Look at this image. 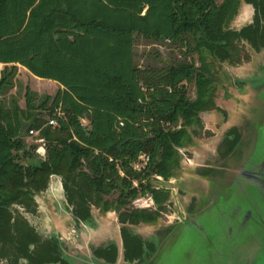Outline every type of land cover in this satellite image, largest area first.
Returning a JSON list of instances; mask_svg holds the SVG:
<instances>
[{
  "label": "trees",
  "instance_id": "1",
  "mask_svg": "<svg viewBox=\"0 0 264 264\" xmlns=\"http://www.w3.org/2000/svg\"><path fill=\"white\" fill-rule=\"evenodd\" d=\"M245 1L254 7L252 22L232 28L239 0H0V95L14 86L18 63L62 85L38 106L28 86L25 109L15 97L9 106L0 100V264H18L20 256L28 264H73L61 257L57 239H42L18 209L36 210L34 195L47 188L53 173L60 175L77 221L90 219L91 205L115 209L124 258L142 256L141 239L130 235L126 223L155 222L164 209L169 191L154 176L177 175L179 147L200 133V112L216 107L215 62L247 61L242 40L254 50L264 46V0ZM135 34L179 41L183 57L164 67H141L134 61ZM193 51L198 64L188 58ZM191 80L194 98L187 95ZM41 108L56 125L35 111ZM31 118L36 138L44 139L36 152L44 157L23 162L32 156L19 129ZM238 138L237 128L229 127L218 152L230 151ZM140 151L150 160L136 170L132 163ZM147 193L157 209L128 206ZM106 250L93 252L115 261V245Z\"/></svg>",
  "mask_w": 264,
  "mask_h": 264
},
{
  "label": "water",
  "instance_id": "2",
  "mask_svg": "<svg viewBox=\"0 0 264 264\" xmlns=\"http://www.w3.org/2000/svg\"><path fill=\"white\" fill-rule=\"evenodd\" d=\"M262 53L264 48L253 52L247 66H251L254 55ZM243 71L240 79L244 81L253 68L250 67L247 75ZM259 73V77H263ZM240 91L237 96L242 99L241 103L231 101L225 122L226 128L235 126L239 133L233 148L225 154L216 150L222 132L220 137L212 139L214 148L207 154L210 157L206 155L213 160L208 164V172L198 173L196 166L190 172L181 167L175 175L181 184L158 179L154 182L169 188L173 194L179 188L185 191V195L195 199L192 209H186L185 205V212L176 216L179 220L172 227L168 225L170 228L165 233H155L154 250L149 255L143 253L141 261L124 258L120 238L115 261L106 263L166 264L179 251L177 264H264L261 263L264 258V96H253L245 85ZM33 121L34 118L21 122L20 137L27 135ZM199 164L203 163L197 162ZM48 186L51 185L48 183ZM114 221L119 228L120 222ZM158 230L162 231L161 226ZM175 234L182 240L180 243L186 245L182 251L176 247L175 255L172 252L164 259L165 242Z\"/></svg>",
  "mask_w": 264,
  "mask_h": 264
},
{
  "label": "rangeland",
  "instance_id": "3",
  "mask_svg": "<svg viewBox=\"0 0 264 264\" xmlns=\"http://www.w3.org/2000/svg\"><path fill=\"white\" fill-rule=\"evenodd\" d=\"M222 0H216V3H220ZM250 4L247 3L245 0H240L238 3L237 11L232 16L230 20V27L240 28L242 25L250 21L251 19V10L249 8ZM250 12V13H248ZM191 40V39H190ZM186 48L182 46L179 41H173L169 39L164 40H157L154 38H147L141 34L134 35V44H133V52H134V61L141 67L147 66L148 64L153 65L154 67H164L167 63L173 62L178 58H182L183 52ZM264 54V53H262ZM264 56V55H263ZM262 55H254V59L251 66L253 71L249 72V76L246 80L243 81L241 70H244L243 73L247 75L248 70L250 69L249 63H245L242 61L238 64H230L228 62H221L217 60L214 65V70L216 72V76L212 82L213 84V100L216 105L214 109L206 110L200 112V116L203 122V129L197 135H194V138L191 143L186 146L179 147V154H180V170H190L193 171L194 167L197 166V162H206L212 163V159H208L206 157L207 154H211L213 150V142L212 139L216 136L220 137L224 129L226 128V121L228 120L229 115V105L231 101L233 104L241 103V100L237 94L243 90V86L245 85L249 91H252L253 96L256 97H263L264 96V58ZM188 58L193 59L196 64L199 63L197 59V53L191 52L188 55ZM251 60V61H252ZM246 64V65H245ZM248 65V66H247ZM3 64L0 63V68H2ZM247 66V67H245ZM242 68V69H241ZM263 75V77H259L258 74ZM16 76V75H15ZM29 80L26 79L23 74L20 73V77H16L14 80V86L12 87L14 92L10 93L11 89L5 94H1L3 98L8 99L9 101L12 97L17 98V101L20 97H22L23 92V84L27 83L32 86L33 89L30 88L32 91L33 96V105L38 106L40 102L44 99L45 95L49 93H53L57 89L58 83L55 80L44 78V77H36L33 75L29 76ZM37 78V79H36ZM26 80V82H24ZM187 87V95L190 98L195 97V82L194 80L186 82ZM37 89V91H36ZM236 95V96H235ZM10 103L7 105L9 106ZM42 118L47 120L49 118V113L47 108H41L39 110ZM239 114V113H238ZM25 116V114H23ZM87 122V120H84ZM173 127V126H172ZM38 134V133H37ZM36 135H27L25 137V144L27 151L31 154L32 158L28 159V157H22L21 161L29 162L30 160H37L42 156L36 152L37 149L44 147V141H38ZM17 156L22 155L21 151H15ZM210 157V155H207ZM194 158V159H193ZM184 170V171H185ZM185 173V172H184ZM182 172L178 175L180 177ZM158 180H171V182L180 183L177 181L176 176H170L167 179L163 177L159 178L156 175L154 176ZM58 181L55 184L52 183L51 186H48L46 191L40 192L35 195V200L37 203V213L35 215H29L30 221L35 225L36 228L45 229V234L49 235V230L51 228L47 227L48 222H51L50 225L56 226L61 225L62 227L68 226V228H62L63 232L61 237L68 238L66 239V243L62 244L66 257L73 263L77 264L78 261L85 263V264H108L103 260H99L100 262H93L88 256V243L90 240L98 241L99 239L96 236V233L99 232L103 234V231L107 232V228H109V235L110 237H114V232H117V225H116V217L117 212L115 209L111 208L106 211H103L96 206H93V213L95 215V219L98 220V225L93 227L95 229H88L86 231L77 230V234H71V230L69 229L70 224V217L65 215V207L63 206L62 209L57 205V200L64 195V191L62 186L59 185ZM50 185V184H49ZM50 187V189H49ZM171 190V189H170ZM175 192V191H174ZM170 191V203L167 206L165 212L159 217L157 222L154 223H139L135 225L134 228L137 229L145 238L148 240H154L156 237V232H159V228L161 226L162 231H167L174 223H176L179 219L176 217L180 215V213L185 212V205L186 209H192L195 199L190 195H185V191L182 189H177L176 193H172ZM117 194L114 193L109 197H115ZM186 196V197H185ZM193 198L191 205H189L190 200ZM52 205L56 211V213L51 212V215L46 217L43 221V210L45 206ZM62 205H64L62 203ZM128 206L130 207H141V206H150L153 208L155 204L153 203V199L150 193L145 195L139 196L135 198ZM149 208V207H148ZM101 210L103 213H98ZM57 212H62L61 214H57ZM64 213V214H63ZM105 219L107 221H105ZM52 220V221H51ZM96 220V221H97ZM168 225H171L168 227ZM92 228V227H91ZM158 228V229H156ZM103 230V231H102ZM60 235V234H59ZM72 235L71 237H69ZM109 235H106L109 237ZM179 235L172 236L167 242H165L164 248V259L172 254L175 251L176 247L182 248L185 247L186 243H180L182 240H178ZM115 239L118 240V234L115 235ZM65 240V239H64ZM179 241V243H178ZM178 243V244H177ZM180 245V246H179ZM173 249V250H170ZM180 251V253H181ZM179 253V251H178ZM177 253L176 257L172 260H168L166 264H177L179 254ZM69 255V256H68ZM173 252V256H174ZM178 257V258H177ZM177 258V259H176ZM261 263H264V258H262ZM161 264V263H160Z\"/></svg>",
  "mask_w": 264,
  "mask_h": 264
},
{
  "label": "flooded vegetation",
  "instance_id": "4",
  "mask_svg": "<svg viewBox=\"0 0 264 264\" xmlns=\"http://www.w3.org/2000/svg\"><path fill=\"white\" fill-rule=\"evenodd\" d=\"M240 1V0H239ZM247 3H249L250 4V6H251V9H252V12H251V19H250V21H248L247 23H250V22H252V19H253V14H254V7H253V5H252V3H250V2H247ZM247 23H245V24H247ZM261 24H262V26H263V28H264V19H261ZM243 26V25H242ZM232 28H236V27H232ZM242 45H244L245 46V48L247 49V51H248V60L247 61H245V62H249L250 61V59H251V57H252V55H253V52H257V51H259V50H254L253 48H252V46H251V44L249 43V42H247V41H243L242 40ZM262 48H264V46L262 47ZM222 62H227V61H222ZM229 127H227V128H225L224 129V131H223V135H222V137H221V139L219 140V142L223 139V137H224V135H225V133H226V131H227V129H228ZM202 129H203V127H202ZM201 129V130H202ZM201 132V131H200ZM235 135V134H234ZM233 136V135H232ZM218 145V144H217ZM216 150H217V147H216ZM218 151V150H217ZM42 157H44V154L43 155H41ZM208 164H209V162L208 161H206V162H203V164H199V165H197L196 166V171L198 172V173H205V168H209V166H208ZM157 177H159V178H161L162 176L161 175H156ZM60 180H61V177H60ZM61 186H62V184H61ZM63 189V188H62ZM168 191H169V188H166ZM42 192V191H41ZM38 194V193H37ZM172 194V193H171ZM36 195V194H35ZM35 195H34V198H35ZM169 196H170V191H169V195H168V199H167V202H165L164 203V209H160L159 210V215H158V218L155 220V222H157L158 221V219H159V217L165 212V210L167 209V206H168V204L170 203V198H169ZM64 197H65V195H64ZM36 201V200H35ZM192 201H193V198L190 200V202H189V205H191V203H192ZM62 203L64 204V205H62ZM153 203L155 204V206L153 207V208H150V206H141V207H149L150 209H157L158 207V205L154 202V200H153ZM37 204V203H36ZM57 205L62 209V207L64 206L65 207V209L66 210H68L69 212H70V214H71V217H70V224H69V229L71 230V234H73V235H76L78 232H77V230H80L81 232L82 231H86L87 230V228L89 229H95V228H93V227H96L98 224V220L97 219H95V215H94V213H93V206H96V205H91V207H90V219L89 220H87V221H84V220H76L75 218H74V216H73V214H72V212H71V208H72V206L67 202V200H66V198H65V201L63 202V200H62V202L61 201H57ZM38 207V206H37ZM97 208H99L98 206H96ZM190 207H188V209H189ZM18 209H19V211H21V213L27 218V220L30 222V224L34 227V229H35V231L39 234V236H41V238L42 239H44V238H48V237H55V239H57V242H58V244H59V247H60V249H61V252H62V254H61V257L64 259H68L67 257H66V253H65V251H64V248H63V246H64V244L66 243L65 241H66V239H68V238H63V237H61V235H62V233L60 232L61 231V229L62 228H68V226H66V227H62L61 225H57V227L56 226H51V227H48V228H51V230H49V235H47V234H45L46 232H45V229L43 230L42 229V231L40 230V229H38V228H36L35 227V225L30 221V219H29V215H35L36 213H37V209L38 208H36V210L35 211H28V210H25L23 207H21V206H18ZM100 209V208H99ZM97 211H99L98 213H103L101 210H97ZM97 220V221H96ZM116 220L118 221V216L116 217ZM105 221H107L106 219H105ZM139 223H144V222H139ZM139 223H136V224H127L126 223V225H127V227H128V230H129V232H130V235H138L139 237H140V239H141V245L143 246V253L145 254V255H149V253L151 252V251H153L154 250V242H153V240H148V238H145L139 231H137V229L136 228H134L135 227V225H137V224H139ZM152 223H154V222H152ZM120 226H121V223H120V225H119V228H117V232L115 233L114 232V237H110V235H109V228H107L108 230H107V232H105V231H103V234H102V232L101 233H99V232H97L96 233V236H97V238L99 239L98 241H94V240H90L89 241V243H88V246H87V250H88V256H91V257H94V258H96V259H99V260H103V261H107V260H105L102 256H98V255H96V254H94V252H93V250L94 249H98V248H101V249H103V250H105V251H107L106 249L111 245V244H114L115 245V247H116V249H117V251H118V245H117V240L115 239V235H117L118 234V239H120L121 238V242H122V246H123V240H122V232H121V228H120ZM92 227V228H91ZM162 233H164V231H157L156 232V234H162ZM60 234V235H59ZM106 235H109V237H107ZM72 235H70L69 237H71ZM65 239V240H64ZM62 244H63V246H62ZM29 248L31 249V248H33V244L31 243V244H29ZM143 253H142V256H143ZM66 254V255H65ZM117 255V254H116ZM69 256V255H68ZM141 256V257H142ZM141 257L140 258H135V259H133V260H136L137 262L138 261H141L142 259H141ZM127 260H129V259H127ZM133 260H129V261H133ZM68 261H70L69 259H68ZM71 262V261H70ZM107 262H109V261H107ZM71 263H73V262H71ZM18 264H28V258L27 257H25V256H20L19 258H18ZM52 264H59V262L58 263H56V262H54V263H52ZM73 264H75V263H73ZM77 264H85V263H82V262H79L78 261V263Z\"/></svg>",
  "mask_w": 264,
  "mask_h": 264
},
{
  "label": "crops",
  "instance_id": "5",
  "mask_svg": "<svg viewBox=\"0 0 264 264\" xmlns=\"http://www.w3.org/2000/svg\"><path fill=\"white\" fill-rule=\"evenodd\" d=\"M249 8H250V10H251V12H252V9H251V6H249ZM248 13H250V12H248ZM245 63H247V62H245ZM3 64V63H2ZM17 73H16V76H15V80H16V77H20V73L21 74H23V76L26 78V79H30L29 78V76H32L33 75V77L34 76H36V75H34V74H32L25 66H23V65H21L20 63H18L17 64ZM242 69V68H241ZM36 77H39V76H36ZM37 79V78H36ZM30 81V80H29ZM24 82H26V80L24 81ZM57 82V81H56ZM58 83V82H57ZM23 92H22V97H20L19 99H18V105L22 108V109H25V107H26V103H25V97H24V94H25V89H26V87L27 86H29L31 89H33L32 88V86L30 85V83L29 84H27V83H24L23 84ZM14 87H16V85L14 86ZM59 87H62V85H60L59 83H58V86H57V89L59 88ZM56 89V90H57ZM56 90L54 91V93L56 92ZM36 91H37V89H36ZM14 92V90H13V88L11 89V91H10V93H13ZM47 94H50V95H54L53 93H47ZM4 97V96H3ZM1 95H0V100H2L3 101V103L5 104V105H8L9 103H8V99H6V98H3ZM27 136V135H26ZM25 136V137H26ZM58 181H61L60 180V175H58V174H55V173H53V174H51L50 175V177H49V181H48V183L51 185L52 183H56V182H58ZM61 184V182H59V185ZM48 188V187H47ZM47 188L44 190V191H46L47 190ZM49 189H50V187H49ZM43 192V191H42ZM63 196L61 197V198H59V201H61L62 202V200H63ZM58 201V200H57ZM64 212H65V215L66 216H69V217H71V214H70V212L68 211V210H63ZM51 212H55L56 213V211L54 210V208H53V211H52V205H49V206H45V208H44V210H43V214L42 215H44L45 214V216H43V221L45 220V218L46 217H48V216H50L51 215ZM62 213V212H61ZM60 212H57V214L59 215V214H61ZM64 214V213H63ZM49 224H47V227H51L52 225H50V223L51 222H48ZM61 232H63L62 230H61Z\"/></svg>",
  "mask_w": 264,
  "mask_h": 264
},
{
  "label": "built area",
  "instance_id": "6",
  "mask_svg": "<svg viewBox=\"0 0 264 264\" xmlns=\"http://www.w3.org/2000/svg\"><path fill=\"white\" fill-rule=\"evenodd\" d=\"M56 114L60 115L61 113L59 110H57ZM84 120H87V118H82V123L86 124L87 122H84ZM47 123L51 125H56L57 124L56 118L53 116H50L47 120ZM37 133H38V129H34V128H29L27 131V134L30 136L37 135ZM37 140L43 141L44 139L43 137H39ZM149 160H150V155L147 152L140 151L136 159L133 161L132 166L136 170H141L147 166V164L149 163Z\"/></svg>",
  "mask_w": 264,
  "mask_h": 264
},
{
  "label": "bare ground",
  "instance_id": "7",
  "mask_svg": "<svg viewBox=\"0 0 264 264\" xmlns=\"http://www.w3.org/2000/svg\"><path fill=\"white\" fill-rule=\"evenodd\" d=\"M263 55H264V54H263ZM263 55H262V57L264 58ZM262 57H261V58H262ZM247 74H248V73H247ZM230 104H231V103H230ZM230 104H228V105L231 106ZM180 182H181V181H180ZM182 185H183V184H182ZM155 238H156V237H155ZM89 257H90L91 260H93V262H97V261L100 262L98 259H96V258H94V257H91V256H89Z\"/></svg>",
  "mask_w": 264,
  "mask_h": 264
}]
</instances>
